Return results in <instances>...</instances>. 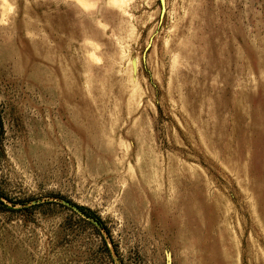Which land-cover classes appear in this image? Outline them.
I'll list each match as a JSON object with an SVG mask.
<instances>
[{
  "label": "rangeland",
  "instance_id": "374dc122",
  "mask_svg": "<svg viewBox=\"0 0 264 264\" xmlns=\"http://www.w3.org/2000/svg\"><path fill=\"white\" fill-rule=\"evenodd\" d=\"M0 264H264V0H0Z\"/></svg>",
  "mask_w": 264,
  "mask_h": 264
},
{
  "label": "water",
  "instance_id": "95a60500",
  "mask_svg": "<svg viewBox=\"0 0 264 264\" xmlns=\"http://www.w3.org/2000/svg\"><path fill=\"white\" fill-rule=\"evenodd\" d=\"M160 2H161V7H162V16H164L166 12V0H160Z\"/></svg>",
  "mask_w": 264,
  "mask_h": 264
},
{
  "label": "trees",
  "instance_id": "16d2710c",
  "mask_svg": "<svg viewBox=\"0 0 264 264\" xmlns=\"http://www.w3.org/2000/svg\"><path fill=\"white\" fill-rule=\"evenodd\" d=\"M89 215H92L91 212H88Z\"/></svg>",
  "mask_w": 264,
  "mask_h": 264
}]
</instances>
